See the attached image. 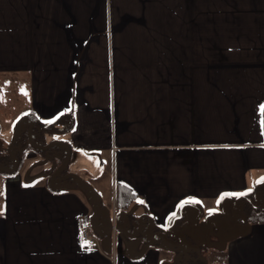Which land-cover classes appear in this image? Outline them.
Instances as JSON below:
<instances>
[{"label":"crops","instance_id":"crops-1","mask_svg":"<svg viewBox=\"0 0 264 264\" xmlns=\"http://www.w3.org/2000/svg\"><path fill=\"white\" fill-rule=\"evenodd\" d=\"M9 80L30 161H67L57 183L3 174L0 264H162V241L226 233L264 185V0H0ZM243 229L223 261L264 264V222Z\"/></svg>","mask_w":264,"mask_h":264},{"label":"rangeland","instance_id":"rangeland-1","mask_svg":"<svg viewBox=\"0 0 264 264\" xmlns=\"http://www.w3.org/2000/svg\"><path fill=\"white\" fill-rule=\"evenodd\" d=\"M22 105L18 104L17 94L15 90V82L14 81H0V166L3 168H13L16 167V170L20 173L21 177L25 179L26 168L30 166V171L27 173V176H32V180L35 182L47 180L48 178L52 180L54 176H56V183L63 177V172L59 173L60 166H63L67 161V156L63 159L62 164L60 166H56L54 163V159H46L40 158L39 160H35L31 162L28 157L29 153H34L35 142L37 141V133L35 130L36 122H34L31 113H26L24 110L25 100L21 101ZM18 104V105H17ZM28 127V128H27ZM33 127L32 132H29ZM48 128V127H47ZM50 128V127H49ZM27 143L31 144L29 147L21 146V140L24 137V133H27ZM65 132V134L63 133ZM56 132L54 129H46L43 128V133H51L53 141L51 143H62L64 144V140H67V128L65 131ZM50 135V134H49ZM46 140V139H45ZM47 142V143H46ZM46 146L50 145V141H45ZM54 145H51L53 147ZM28 150V151H27ZM6 151V156L3 152ZM27 151V152H26ZM18 154H22V158L18 157ZM10 160V161H9ZM51 163H53L51 165ZM51 165V166H50ZM24 170V171H23ZM65 170L63 166V171ZM59 173V176L56 175ZM3 171L0 169V194L3 189ZM105 179V178H104ZM107 183V179H105ZM262 190L257 192L259 198H263L261 195ZM252 193V192H251ZM251 193H248L250 195ZM233 196V194H232ZM240 195H235L234 198L239 197ZM254 194L252 195L251 201L258 204L259 206H263L264 202H257ZM222 202V197L219 199ZM236 206L232 208L234 214L232 215L231 220L224 226L223 229H226V233H221V228H217L214 230L213 234L203 235L204 238L202 240H172L165 243L161 242L163 249L166 252V255L162 258V264H198L197 261L201 258L205 260L206 264H227V262L214 261L211 262L207 259L208 251L211 249L224 251L227 253L228 249L231 247V243L236 242L237 239L244 234L245 222L241 219L244 218V212L247 208H245V202L240 200V198L236 199ZM245 208V209H244ZM185 213V212H184ZM237 214V215H236ZM215 220L217 218L215 217ZM223 221V220H222ZM218 222V221H217ZM217 224V223H216ZM170 224L164 226L165 230L170 229ZM204 229H207L205 227ZM212 229V227H211ZM243 229V230H242ZM177 245V246H176ZM205 246V248H203ZM166 248V249H165Z\"/></svg>","mask_w":264,"mask_h":264},{"label":"trees","instance_id":"trees-1","mask_svg":"<svg viewBox=\"0 0 264 264\" xmlns=\"http://www.w3.org/2000/svg\"><path fill=\"white\" fill-rule=\"evenodd\" d=\"M29 146H31V144H29ZM4 155L6 156V151L3 152ZM7 157V156H6ZM10 161V160H9ZM0 169H2L3 174H7L9 172V170L13 169V171H16V167L13 168L11 166V168H3L0 166ZM261 195L263 196V198H259L258 196L255 197L257 202H264V185L261 187ZM134 199V194L131 193L125 186H119L117 188V208L118 209H126L128 207V205L133 201ZM243 201L245 202L244 206L246 209V211L244 212V218L241 219L246 223H258V222H264V205L263 206H259L258 204L254 203L253 201H251V198H245L243 199ZM237 207V206H236ZM244 208V209H245ZM203 248H205V246H203ZM208 256L207 259H209V261L214 262V261H220V262H224L223 260L225 259V255L226 253L224 251H218V250H213L211 249L210 251H208ZM198 264H206L205 260H202L201 258L197 261Z\"/></svg>","mask_w":264,"mask_h":264},{"label":"built area","instance_id":"built-area-1","mask_svg":"<svg viewBox=\"0 0 264 264\" xmlns=\"http://www.w3.org/2000/svg\"><path fill=\"white\" fill-rule=\"evenodd\" d=\"M113 228H115V224H113ZM80 235L81 240L88 246H94L97 244V236L93 232L90 224L88 222H83L80 227Z\"/></svg>","mask_w":264,"mask_h":264},{"label":"snow or ice","instance_id":"snow-or-ice-1","mask_svg":"<svg viewBox=\"0 0 264 264\" xmlns=\"http://www.w3.org/2000/svg\"><path fill=\"white\" fill-rule=\"evenodd\" d=\"M261 111L264 113V105L261 106ZM246 193L233 194V195H245Z\"/></svg>","mask_w":264,"mask_h":264},{"label":"water","instance_id":"water-1","mask_svg":"<svg viewBox=\"0 0 264 264\" xmlns=\"http://www.w3.org/2000/svg\"><path fill=\"white\" fill-rule=\"evenodd\" d=\"M109 227H110L111 230H116L117 229V227L113 228V225H111ZM120 229H123L125 231V227L124 226L120 227Z\"/></svg>","mask_w":264,"mask_h":264}]
</instances>
